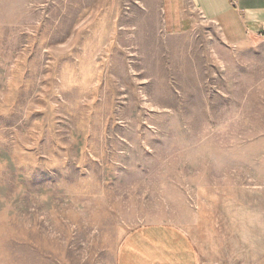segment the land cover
Returning <instances> with one entry per match:
<instances>
[{"label": "rangeland", "instance_id": "374dc122", "mask_svg": "<svg viewBox=\"0 0 264 264\" xmlns=\"http://www.w3.org/2000/svg\"><path fill=\"white\" fill-rule=\"evenodd\" d=\"M260 34H169L157 0H0V264H116L148 225L199 264H264Z\"/></svg>", "mask_w": 264, "mask_h": 264}, {"label": "crops", "instance_id": "0c3cea01", "mask_svg": "<svg viewBox=\"0 0 264 264\" xmlns=\"http://www.w3.org/2000/svg\"><path fill=\"white\" fill-rule=\"evenodd\" d=\"M163 30L178 34L210 22L225 42L251 43L264 33V0H157ZM116 264H199L194 243L177 226H142L121 242Z\"/></svg>", "mask_w": 264, "mask_h": 264}, {"label": "clouds", "instance_id": "9594fccd", "mask_svg": "<svg viewBox=\"0 0 264 264\" xmlns=\"http://www.w3.org/2000/svg\"><path fill=\"white\" fill-rule=\"evenodd\" d=\"M244 118L245 112L243 108L229 106L224 110V115L218 125L219 130L223 133H227L230 128L238 126ZM175 147L180 154L205 155L211 152L213 145L206 136L197 139L193 143L185 142L183 138L177 136L175 138Z\"/></svg>", "mask_w": 264, "mask_h": 264}, {"label": "built area", "instance_id": "2783aa9c", "mask_svg": "<svg viewBox=\"0 0 264 264\" xmlns=\"http://www.w3.org/2000/svg\"><path fill=\"white\" fill-rule=\"evenodd\" d=\"M260 36L264 38V33L260 34Z\"/></svg>", "mask_w": 264, "mask_h": 264}]
</instances>
